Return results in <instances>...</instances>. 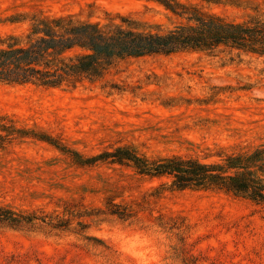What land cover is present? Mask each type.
I'll return each mask as SVG.
<instances>
[{"label":"rangeland","instance_id":"obj_1","mask_svg":"<svg viewBox=\"0 0 264 264\" xmlns=\"http://www.w3.org/2000/svg\"><path fill=\"white\" fill-rule=\"evenodd\" d=\"M175 1L184 14L158 0H0V48L30 44L58 17L143 31L200 14L264 17V0ZM74 77L0 81V208L33 218L0 224V264H264V203L179 189L114 156L222 162L259 152L250 169L264 180V55L220 47L125 56Z\"/></svg>","mask_w":264,"mask_h":264},{"label":"trees","instance_id":"obj_2","mask_svg":"<svg viewBox=\"0 0 264 264\" xmlns=\"http://www.w3.org/2000/svg\"><path fill=\"white\" fill-rule=\"evenodd\" d=\"M158 1L179 15L187 11L175 0ZM48 20L43 34L30 44L16 46L17 43L12 42L7 48H0V81L24 83L38 79L43 84L55 86L69 76L80 79L85 74H97L105 64L110 65L117 58L185 50L215 51L231 47L264 55V17L261 16L236 22L215 14H200L195 16L194 23L165 31H143L120 24H77L65 17ZM74 47L87 50L77 61L67 55ZM67 58L72 62H67ZM260 155L259 152L254 155L233 153L222 162H203L182 156L148 161L126 149L114 153L116 161L130 162L142 173L171 176L173 185L179 189L216 187L264 203V180L250 169ZM32 220L0 208V224L22 226ZM53 226L57 225L53 223Z\"/></svg>","mask_w":264,"mask_h":264}]
</instances>
